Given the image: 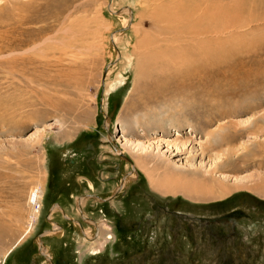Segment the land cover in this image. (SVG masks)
<instances>
[{"label":"rangeland","instance_id":"obj_1","mask_svg":"<svg viewBox=\"0 0 264 264\" xmlns=\"http://www.w3.org/2000/svg\"><path fill=\"white\" fill-rule=\"evenodd\" d=\"M0 264H264V0H0Z\"/></svg>","mask_w":264,"mask_h":264},{"label":"bare ground","instance_id":"obj_2","mask_svg":"<svg viewBox=\"0 0 264 264\" xmlns=\"http://www.w3.org/2000/svg\"><path fill=\"white\" fill-rule=\"evenodd\" d=\"M254 1V0H253ZM222 11V10H221ZM221 11H218V10H216V9H213V10H211V11H209L206 15H205V19L206 20H211V21H213V19L214 18H211V17H209V16H219V15H221L222 16V12ZM235 14V13H234ZM225 15V14H224ZM227 16H228V14H227ZM220 19V18H219ZM184 23V22H183ZM185 24V23H184ZM190 24V23H189ZM189 24H187V25H189ZM182 25V24H181ZM194 25V24H193ZM190 26V25H189ZM187 28H188V26H187ZM214 32V31H213ZM213 32H212V34H213ZM179 34H180V32H179ZM209 34H211V30L210 29H205L204 31H202L201 30V28H199V27H194L193 28V26H191V28H189V29H187V32L185 33V34H183V36H182V38H185V36H187V35H190V36H192L193 38H195V39H197V38H200V36H202V35H204L205 37H208V36H206V35H209ZM178 35V34H177ZM204 37H202V39H203ZM209 38V37H208ZM212 38V37H211ZM179 40V39H178ZM177 41V40H176ZM211 41H213V40H211ZM180 43H183V42H180ZM201 43H206V40H205V42H202L201 40L199 41V42H197L196 43V45L195 46H192L191 44V42H187V41H185V43H184V45L183 46H181L180 47V49L178 48H176V50H178L177 52L175 51L174 53H177V55L178 54H184L186 57H184V59L183 60H180V59H178V61H177V63L180 65V66H183L184 64V62H187V60H189V59H192V62H195V61H201V62H204V63H207V61H214L215 60V56L217 55V52H213V53H206V52H204L203 50H204V48H203V46H206L207 45V43L205 44V45H202L201 46ZM169 48V47H168ZM195 48H197V50H194ZM164 49V48H163ZM172 52V51H171ZM183 55V56H184ZM190 61V60H189ZM163 62V61H162ZM176 62V61H175ZM200 62V63H201ZM39 64V63H38ZM175 64V63H174ZM140 65V64H139ZM157 65V64H156ZM170 65V64H169ZM39 66V65H38ZM163 66V65H162ZM162 66H160V67H162ZM152 67V66H151ZM140 69H141V67H140ZM141 73V72H140ZM235 135V134H234ZM233 135V136H234ZM226 138H227V136H226ZM232 138V137H231ZM234 139H232V141H233ZM235 141V140H234ZM131 148H133L134 147V144H130L129 145ZM142 168V167H141ZM143 169V168H142ZM128 180H126V181H124V183L125 182H127ZM238 182V181H237ZM213 185H211V187H212ZM84 203V199L81 201V204H83ZM60 207H61V205H59ZM58 206V208L60 209V207ZM34 208H35V210H34V213H33V217H32V219H30L31 220V224L33 225L35 222V219H37V217H38V214L40 213L39 212V209H40V207H41V204H40V200H35L34 201V206H33ZM61 209H63V207H61ZM63 212L65 213V210L63 209ZM66 219H68V220H71V218L70 217H66ZM52 223H53V225L55 226V231H58V230H60L61 229V227L59 226V224H57L58 225V227H57V225H55L56 223L55 222H53V220H52V216L50 217V219H49ZM37 221V220H36ZM54 231V232H55ZM51 232V231H50ZM87 233L88 232H85V234H86V238L89 240L88 242H90L91 243V245L92 244H94L95 243V241H92L93 239H91L88 235H87ZM49 234H51V233H49ZM42 251H43V253L46 255V254H48V251H47V249L44 247V246H42Z\"/></svg>","mask_w":264,"mask_h":264},{"label":"water","instance_id":"obj_3","mask_svg":"<svg viewBox=\"0 0 264 264\" xmlns=\"http://www.w3.org/2000/svg\"><path fill=\"white\" fill-rule=\"evenodd\" d=\"M243 216H246L245 212H243L241 210H236V211L228 213L227 215H224V216H221V217H218L215 219H210V218H207V219L202 218V219L208 220V222H211V223H213V222H227V221H230L231 219L234 221H237L240 218H242Z\"/></svg>","mask_w":264,"mask_h":264},{"label":"flooded vegetation","instance_id":"obj_4","mask_svg":"<svg viewBox=\"0 0 264 264\" xmlns=\"http://www.w3.org/2000/svg\"><path fill=\"white\" fill-rule=\"evenodd\" d=\"M227 214H228V213H227ZM227 214H224V215H227ZM245 214H246V213H245ZM224 215H223V216H224ZM246 215H247V214H246ZM242 219H243V218H242ZM49 221H50V220H49ZM237 221H238V220H237ZM237 221H234V220L231 219L230 221H227V222H237ZM45 257H46V256H45ZM46 258H47V257H46ZM47 260H48V258H47ZM48 261H49V260H48Z\"/></svg>","mask_w":264,"mask_h":264},{"label":"crops","instance_id":"obj_5","mask_svg":"<svg viewBox=\"0 0 264 264\" xmlns=\"http://www.w3.org/2000/svg\"><path fill=\"white\" fill-rule=\"evenodd\" d=\"M68 221V220H67Z\"/></svg>","mask_w":264,"mask_h":264}]
</instances>
